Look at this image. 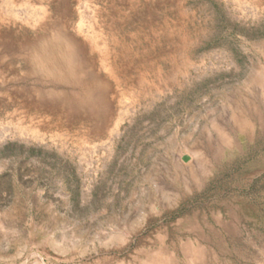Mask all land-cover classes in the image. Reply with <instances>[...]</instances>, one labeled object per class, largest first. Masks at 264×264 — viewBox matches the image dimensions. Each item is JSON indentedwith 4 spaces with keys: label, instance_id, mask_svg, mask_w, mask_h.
<instances>
[{
    "label": "rangeland",
    "instance_id": "rangeland-1",
    "mask_svg": "<svg viewBox=\"0 0 264 264\" xmlns=\"http://www.w3.org/2000/svg\"><path fill=\"white\" fill-rule=\"evenodd\" d=\"M0 264H264V0H0Z\"/></svg>",
    "mask_w": 264,
    "mask_h": 264
},
{
    "label": "bare ground",
    "instance_id": "bare-ground-1",
    "mask_svg": "<svg viewBox=\"0 0 264 264\" xmlns=\"http://www.w3.org/2000/svg\"><path fill=\"white\" fill-rule=\"evenodd\" d=\"M36 62L54 78L72 84L75 88L91 89L82 65L72 59V43L64 35L42 36L36 45ZM63 93H65L63 91Z\"/></svg>",
    "mask_w": 264,
    "mask_h": 264
}]
</instances>
